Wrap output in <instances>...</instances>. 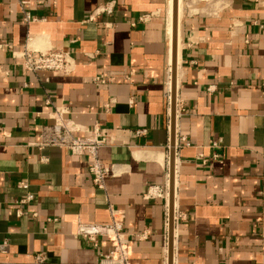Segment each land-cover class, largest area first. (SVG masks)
Returning <instances> with one entry per match:
<instances>
[{"label":"crops","instance_id":"0c3cea01","mask_svg":"<svg viewBox=\"0 0 264 264\" xmlns=\"http://www.w3.org/2000/svg\"><path fill=\"white\" fill-rule=\"evenodd\" d=\"M108 1L112 13L87 20ZM167 4L0 0V43L9 45L0 48V242L9 241L8 257L95 262L109 243L75 237L76 223L108 222L112 209L133 264H167L170 218L173 264H264V0H180L174 117ZM25 47L70 51L75 70L25 71ZM100 74L105 85L93 82ZM53 106L109 136L99 150L113 165L104 189L92 182L87 154L35 145Z\"/></svg>","mask_w":264,"mask_h":264},{"label":"built area","instance_id":"2783aa9c","mask_svg":"<svg viewBox=\"0 0 264 264\" xmlns=\"http://www.w3.org/2000/svg\"><path fill=\"white\" fill-rule=\"evenodd\" d=\"M113 7L114 1L106 2L90 14L87 20H93L95 13L110 14ZM23 19L28 22L35 20L26 11H23ZM3 46L9 45L0 43V48ZM19 56L22 59V68L31 73L50 72L69 75L75 70L73 55L70 51L63 49L51 47L45 51H33L25 47ZM106 78V75L100 74L94 77L93 82L96 85H105ZM45 104H51L48 98H45ZM67 113L66 107L53 106V110L49 114L51 122L40 126L38 141L35 145L39 148L56 146L72 155L87 154L92 182L97 188L104 189L106 177L113 173V165H107L102 161L99 150L109 144V136L101 130L98 124L92 126L78 124L67 117ZM144 132L143 129L135 130V134ZM212 145L215 146L216 143H212ZM31 198V195H27L20 202L26 203ZM110 211L111 219L108 222L84 223L80 220L77 221L75 237L81 238L92 247H97L101 239L106 240L110 246L107 252L99 253L97 261L78 264H133L130 261L129 235L124 230L123 219L119 213H116L118 211L112 209ZM16 214L17 216L22 215L20 210ZM8 247L7 239L0 242V264H58L49 262L44 252L34 253L30 261L14 260L15 258L7 256L9 254Z\"/></svg>","mask_w":264,"mask_h":264},{"label":"water","instance_id":"95a60500","mask_svg":"<svg viewBox=\"0 0 264 264\" xmlns=\"http://www.w3.org/2000/svg\"><path fill=\"white\" fill-rule=\"evenodd\" d=\"M176 10V0H173V14L175 13L174 11ZM175 23H173V33H172V70L174 72L175 70V62H176V21L174 20ZM173 74V73H172ZM174 86V84H173ZM174 91L172 95H174ZM171 113L172 117H174V100L171 102ZM174 163V133L172 131L171 134V153H170V174L172 175L173 173V164ZM172 233H173V221L170 218L169 221V242H168V252H167V264H173V241H172Z\"/></svg>","mask_w":264,"mask_h":264},{"label":"bare ground","instance_id":"6f19581e","mask_svg":"<svg viewBox=\"0 0 264 264\" xmlns=\"http://www.w3.org/2000/svg\"><path fill=\"white\" fill-rule=\"evenodd\" d=\"M175 13L173 14V0H168V4H167V15H168V19H169V23L171 24V44H172V33H173V23L174 20L176 21L177 24V16L179 18L180 16V0L176 1V10L174 11ZM169 27V24H168ZM178 63H176L177 65ZM176 67L175 66V70L173 72L172 70V62H171V68H169V73H168V91H170L169 97L171 102L172 100L175 101L174 95H172L173 91L175 92V86H173V84H175V71H176ZM173 73V74H172ZM170 78V80H169ZM170 83V84H169ZM170 85V87H169Z\"/></svg>","mask_w":264,"mask_h":264}]
</instances>
